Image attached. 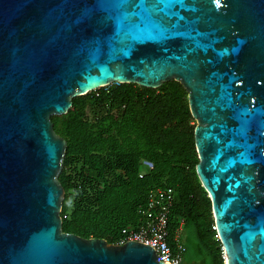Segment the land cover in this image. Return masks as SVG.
Listing matches in <instances>:
<instances>
[{
	"label": "water",
	"instance_id": "95a60500",
	"mask_svg": "<svg viewBox=\"0 0 264 264\" xmlns=\"http://www.w3.org/2000/svg\"><path fill=\"white\" fill-rule=\"evenodd\" d=\"M173 79L225 264H264V0H0V264H168L64 231L52 116L114 82Z\"/></svg>",
	"mask_w": 264,
	"mask_h": 264
},
{
	"label": "trees",
	"instance_id": "16d2710c",
	"mask_svg": "<svg viewBox=\"0 0 264 264\" xmlns=\"http://www.w3.org/2000/svg\"><path fill=\"white\" fill-rule=\"evenodd\" d=\"M52 120L68 143L59 176L64 231L117 243L124 227L139 224L149 191L169 186L171 227L184 220L183 230L191 231L196 259L187 264H225L212 201L197 173L189 92L180 81L157 88L114 82L74 97L69 111Z\"/></svg>",
	"mask_w": 264,
	"mask_h": 264
},
{
	"label": "built area",
	"instance_id": "2783aa9c",
	"mask_svg": "<svg viewBox=\"0 0 264 264\" xmlns=\"http://www.w3.org/2000/svg\"><path fill=\"white\" fill-rule=\"evenodd\" d=\"M151 168L152 164L144 162ZM144 172L140 173L142 177ZM175 203L172 187L158 186L149 191L146 202L139 207L140 222L135 226L124 227L117 244L129 240L151 245L157 252L159 261L168 264H183L186 245L183 242L184 220L172 229L170 224L171 209Z\"/></svg>",
	"mask_w": 264,
	"mask_h": 264
},
{
	"label": "rangeland",
	"instance_id": "374dc122",
	"mask_svg": "<svg viewBox=\"0 0 264 264\" xmlns=\"http://www.w3.org/2000/svg\"><path fill=\"white\" fill-rule=\"evenodd\" d=\"M110 85H108V86H110ZM194 123L197 124V121L195 120ZM190 232H191L190 230H186V229L183 230V242L187 246V250L185 251L184 256H183V260H182L183 264H187L188 259H196L194 249H193L191 243L187 240L188 234L191 235Z\"/></svg>",
	"mask_w": 264,
	"mask_h": 264
}]
</instances>
